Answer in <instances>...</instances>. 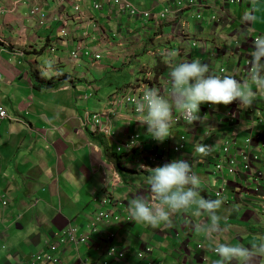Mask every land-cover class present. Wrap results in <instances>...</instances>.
Masks as SVG:
<instances>
[{
	"label": "crops",
	"instance_id": "obj_1",
	"mask_svg": "<svg viewBox=\"0 0 264 264\" xmlns=\"http://www.w3.org/2000/svg\"><path fill=\"white\" fill-rule=\"evenodd\" d=\"M133 2L142 10L156 8L161 11L167 0ZM92 3L93 0H83V10L108 32L114 53L108 58L102 49H109V46H97L95 49L102 54V60L94 62L93 58L86 57L81 64L76 65L70 59V53L92 23L91 18L82 23L72 20L69 26L72 41L66 45L58 40L55 52H45L43 45L52 46V42L58 38L59 24L55 18L60 9L56 0H0V74L3 76L0 82V100L6 107L12 106L17 114L11 116L13 119L0 120V264H47L43 259L45 241L55 243L57 235L64 234L70 226L78 227L81 234L91 231L89 224L98 212L93 199L100 194L105 165L113 156L100 148L97 143L99 136L90 139L88 132L91 133V130L86 126V117L90 112L89 108L92 112L106 109L107 98L114 91L111 88H120V85L114 83H110L108 87L107 78L103 75L111 71H122L118 67L122 65L119 58L131 53L133 58L129 66L143 67V80L151 76L155 69L157 50L170 54L167 50L177 47L178 60L182 59L184 38L178 39L171 31L182 36L184 27L186 30L189 28L184 18L179 19L176 25L167 27L163 35H155V31L149 28L147 38L139 39L122 30V25L127 22L126 16L110 21L111 17L118 15L117 12L109 15L105 11H94ZM259 3L255 25L264 31V1ZM36 8L38 14L35 16L32 11ZM69 15L74 17L73 7L69 10ZM135 23L138 24L137 27L142 25L133 21ZM215 39L220 38L216 36ZM118 42H123L124 47H117ZM163 60L166 59L160 56L159 61ZM231 64L236 65L237 62L231 60ZM32 71L38 72L43 82L38 83V87ZM93 72L100 77L96 79ZM229 75L231 76V67ZM50 79L61 80V83H52V87L47 89L44 84L48 85L46 81ZM8 90L10 95L5 93ZM85 96L88 97L87 100ZM112 109L115 111L111 128L118 140L135 132L142 136L146 148L152 144L159 157H163L165 153L167 163L176 159L188 160L194 174L201 179L200 191L206 199H216L214 194L223 190L224 198L220 209L223 217L222 231L215 239L205 238L196 231V225L206 222V217L195 216L191 212L173 215L171 227L162 225L152 228L132 221L128 212L129 202L141 196L151 199L147 178L151 174V168L158 165L149 160L142 171L127 175L125 184L115 191V195L123 203L119 207L122 216L109 225L96 229L90 235L89 244L61 246L59 253L55 254L61 264H100L99 258L105 257L104 239L112 233L116 235L114 244L121 250L129 252L150 245L153 248L154 264H166L168 259L173 260L171 264H214L218 259L212 250L216 244L247 245L250 238L264 236V160L255 162L249 173L230 174L227 161L218 157L224 139L229 136L235 135L241 151L246 150L245 140L257 128L246 116L248 109L244 110L245 115L240 118L215 115L202 125L196 122L189 134L185 127L173 125V136L163 143L151 138L147 126L137 122L138 116L130 107L118 106ZM185 134L188 137L187 149L175 156L171 146L179 136ZM202 143L212 146L211 154L206 157L195 152V148ZM43 145L55 151V163L44 164L48 158L40 153ZM19 154L20 164L11 161L12 157ZM134 156L137 161L138 157L144 160L147 153H135ZM229 159L241 163L240 153ZM218 162L224 169L213 175L214 164ZM11 170L14 175H11ZM21 193L27 195L31 207L40 209L39 213L30 216L34 219L30 220L33 228L29 234H15L10 250L6 249L9 232L7 225L16 222L11 213L10 197L11 204L18 206ZM38 195L40 197L31 202ZM8 199V209H5L3 200ZM29 213L23 217L18 213V220L24 217L26 219ZM36 219L39 220V226L46 228L44 234L36 228ZM199 245L201 249L198 248ZM27 249L28 254L25 253ZM38 253V256H42L40 260L35 255ZM115 264L124 263L118 261ZM128 264L145 263L138 261L132 254ZM257 264H264V259L258 260Z\"/></svg>",
	"mask_w": 264,
	"mask_h": 264
},
{
	"label": "clouds",
	"instance_id": "obj_2",
	"mask_svg": "<svg viewBox=\"0 0 264 264\" xmlns=\"http://www.w3.org/2000/svg\"><path fill=\"white\" fill-rule=\"evenodd\" d=\"M260 1L264 0H167L166 6L161 11H157L156 8L142 10L135 5L133 0H123L119 3L116 0H93L92 8L94 11H105L109 15L117 12L118 15L111 17L110 21H117L119 18L126 16L127 22L122 25V30L126 34L136 35L139 39L147 38L150 32L149 28L155 31V35H163L166 28L179 23V19L184 18V22L189 25L186 15L197 18L195 27L190 28L189 26L187 30L184 27L182 36L171 31V34L178 37V39L180 37L184 38L181 49L182 59L178 60L179 50L177 47L168 49L167 51L170 54L157 50L155 69L151 76L143 80V67L139 66L142 76L135 83L124 84L123 87L116 88V91L107 98L106 109L100 112L87 113L86 126L91 130V133L88 132L90 139L93 136H99L107 145V151L100 147L104 153L113 156V159L116 154L121 156L120 160H124L123 167L127 171L126 176L134 171H142L149 160L158 165L151 168V174L147 178L151 199L147 200L141 196L133 198L128 204V212L132 221L152 228H158L162 225L171 227L173 215L191 212L192 215H204L206 217V222L196 225V231L205 238L215 239L222 231L223 217L220 215V209L223 204L222 198H224L223 190L214 194L216 199H206L201 195V179L194 174L188 160L176 159L167 163L165 153V157H159L154 145L149 144L146 148L142 140L139 141L141 143L140 147L119 152L117 150L119 144L125 142L131 136L138 137V135L128 133L123 139L118 140L117 134L111 128L112 116L115 111L112 108L118 106L130 107L132 112L138 116L137 122L142 126L146 125L151 138L160 143L173 136L171 132L173 125L185 127L186 133L189 134L192 133L194 129L192 127L195 126L196 122L202 125L215 115L235 119L232 109L235 105H238L240 113L250 109L253 105L261 111L262 96L264 95V92H260L264 91V31L255 25L256 10ZM56 2L60 9L55 18V21L59 24L58 38L52 42V46L43 45L45 52H55L58 40L66 45L72 41L69 30L72 20L82 23L90 21L91 18L83 10V0H56ZM96 3L100 4L99 8H95ZM72 7L75 13L74 17L69 15V10ZM132 7L138 12L136 16L130 14ZM32 14L36 16L38 8L33 10ZM206 16H208L209 23L207 26L204 25ZM133 20L140 22L141 27L133 28ZM226 29L228 32H224ZM216 36L220 39L216 40ZM102 45L109 46V49L102 50L106 57L111 58L114 53L111 49L113 47L112 40H110L108 32L102 25L92 19V23L83 33L82 39L71 51L70 59L76 65L81 64L86 57L93 58L94 62L100 61L103 56L95 48ZM116 46L123 48L124 43L118 42ZM158 55L166 60L159 61L160 56ZM199 55L203 57L197 58ZM206 57L208 58L206 59ZM132 58V53L120 57L119 61L122 63L120 69L123 70L128 67L129 63L132 62ZM231 60H235L237 64L232 65ZM230 67L231 76L229 75ZM39 78L40 81L36 82L43 84L40 75ZM48 81H51V84L61 83V80L56 81L55 79L46 82ZM44 87L48 89L47 83L44 84ZM141 93L142 96H140ZM87 99L88 97L85 96V100ZM128 99L135 100L132 102ZM0 102L6 108L1 100ZM252 111V108L247 110L246 116L252 125L256 124L257 121V128L245 140L246 150L241 151L237 144V137L234 135L224 139L221 153L218 154L220 159L223 158L227 161V169L230 174L234 172L249 173L252 171L255 162L264 160V143L255 140L257 134H260L264 139V126L258 124L259 120L257 118L259 117ZM252 113L255 116V121L254 118L250 119L248 117V114ZM7 119H13V117L9 114ZM97 120H100L101 124H97ZM181 138H184V148L180 152H176L175 149ZM248 140H252V142H248ZM187 141L186 134L179 136L177 142L171 146L172 153L175 156L182 154L187 149ZM97 143L100 146L99 141ZM130 151L133 154L127 157L126 154ZM142 152L147 153L146 158L141 160L138 157L137 161L134 156L135 153L138 155ZM195 152L201 157H206L211 154L212 146L202 143L195 148ZM238 153H240L241 163H238L235 159H229V157H235ZM116 162L117 160L114 159V161L111 160L105 165L106 172H104L101 179L102 194L100 197L93 199V202L98 206V212L89 224V228L102 212L112 213L110 223L116 220V217L119 219L122 216L119 207L123 203L120 200H115L108 192L109 188L116 190L125 184ZM219 162L214 164L213 175H216L218 171L222 172L224 169V166ZM112 164L115 166L114 171L121 180V183L116 186L112 185L114 176V171L111 168ZM230 169H233V171H230ZM105 200H110L111 203L101 205L100 202ZM4 202L9 204V201L3 200V206L7 209L8 205L5 206ZM114 206H117L118 209L114 210ZM110 223L98 224L97 229ZM70 227L76 228L77 232L80 231L76 226ZM94 232L90 231L82 235H88L89 240L90 235ZM115 238L116 235L112 233L104 239L106 250H104L105 257L103 259L121 261L122 259L125 260L127 255L134 254L138 261L148 264L149 262L145 260V257L140 259L138 255L142 248L150 247L152 253L149 260L151 264H154L153 248L150 245L128 252L121 250L113 243ZM87 244H89L88 241ZM112 247H116L118 251H123L125 253L124 257L110 258L108 249ZM198 248L201 249L202 247L199 245ZM212 250L218 257L214 264H257L258 260L264 259V236L250 238L247 245L243 243H218ZM205 259L207 260V258Z\"/></svg>",
	"mask_w": 264,
	"mask_h": 264
},
{
	"label": "rangeland",
	"instance_id": "obj_3",
	"mask_svg": "<svg viewBox=\"0 0 264 264\" xmlns=\"http://www.w3.org/2000/svg\"><path fill=\"white\" fill-rule=\"evenodd\" d=\"M259 5H260V3H259ZM261 6V5H260ZM220 8V7H219ZM218 8V9H219ZM186 19H187V21H188V23H189V26H190V28H194L195 27V23H196V21H197V18L195 17V16H189V15H186ZM134 22H136L135 20H133ZM133 21H132V25H133V28H136L137 26H138V24L137 23H135V24H133ZM205 26H207V24H209L208 23V16H206L205 17ZM224 32H228V30L226 29ZM168 35H171V34H168ZM121 64L118 66V67H120L121 68ZM139 66L140 65H138V66H135L134 68H131L130 66H128V67H125L122 71H119L118 73H114L113 71H111V72H107V73H105L104 75H103V77L104 78H107V82L109 83L107 86L108 87H110V83H114V85H120V86H122V85H124V84H133V83H135L136 82V80L140 77V76H142L141 75V73H140V71H139ZM89 68V67H88ZM90 69V68H89ZM87 71V70H86ZM94 73V72H93ZM94 75H95V77H96V79H98L99 77H100V75H96L95 73H94ZM111 89H113L114 91L113 92H115L116 91V88L114 87V88H111ZM17 92V91H16ZM6 93V95H10V91L8 90V91H6L5 92ZM254 104V103H253ZM252 108V107H251ZM250 108V109H251ZM6 109H7V111H8V113L10 114V116H15V115H17L16 113H15V111H14V109H13V107L12 106H7L6 107ZM250 109H248V110H250ZM260 109H262L261 111L260 110H257V109H255L254 111H252L256 116H258L259 118H261V119H264V108L261 106L260 107ZM88 111H90V112H92V110H91V108H89L88 109ZM245 115V111H243L242 113H240V114H238V115H236V118H240L241 116H244ZM1 120V119H0ZM256 124H257V121H256ZM126 132H128V130H126ZM40 153H41V155H44V156H46L47 158H48V161H45L44 162V164H46V165H50V164H52V163H55V159H56V154H55V151L52 149V148H48L46 145H43V146H41V150H40ZM111 154V153H110ZM22 155V154H21ZM34 156H35V154H34ZM111 160H113L114 161V159L112 158ZM11 161H15V163L17 164H20V161H21V156H20V154L18 155V156H14V157H12L11 158ZM16 164H13V165H16ZM14 171H16V168H14ZM213 171V170H212ZM10 173H11V175H14V173H13V170H11L10 171ZM11 175L9 176V177H11ZM13 177V176H12ZM30 177V176H29ZM122 188V186H120L119 188H117L116 190H118V189H121ZM116 190H113V189H111V188H109V190H108V192H109V194H111V196H113V198L115 199V200H119L118 199V195L116 196L115 195V191ZM1 191V190H0ZM20 195H21V201H20V203H19V205L18 206H13L12 204H11V201H12V197H10L11 198V200H10V206H11V208H12V210H11V213L13 214V217H15L14 218V221H16V222H14L12 225H10V224H8L7 225V228L9 229V232H8V234H7V243H8V245H7V247H6V249H9L10 248V250H11V247H10V245H12L14 242V237H15V234H19V233H26V234H29V232L31 231V229L33 228V226H31V222H30V220H33L34 218H32V217H30V216H32V215H36L37 214V212H38V209H40L39 207L37 208L36 206H33V207H31V203H30V200H28V197H27V195L25 194V193H21V194H19V197H20ZM40 197V195H38V196H36L35 198H33L32 200H31V202H35L36 201V199L37 198H39ZM8 201H9V199H8ZM8 209V208H7ZM118 209V207L117 206H114V210H117ZM28 212H30L29 213V215H28V217L25 219V217L23 218V219H21V220H18V213H20L21 215H22V217L23 216H26V214L28 213ZM39 213V212H38ZM125 219H127V217L125 216ZM18 220V221H17ZM19 224H21V225H23L24 226V228L23 229H21V230H19L18 229V225ZM35 225H36V228H38L39 230H40V232L42 233V234H44L45 232H46V228L44 227V226H39V220H37L36 219V223H35ZM11 228H12V230H11ZM115 241V240H114ZM114 241H113V243H114ZM82 242H79V244H81ZM5 249V250H6ZM28 249L25 251V253H27L28 254ZM40 253H38V254H35V255H39ZM92 262V261H91ZM34 262H31V264H33ZM40 263H42V262H39V264ZM88 263V262H87ZM93 263V262H92ZM171 263H173V260L172 259H168L167 260V262H166V264H171ZM27 264H29V263H27ZM100 264H102V261L100 262Z\"/></svg>",
	"mask_w": 264,
	"mask_h": 264
},
{
	"label": "built area",
	"instance_id": "obj_4",
	"mask_svg": "<svg viewBox=\"0 0 264 264\" xmlns=\"http://www.w3.org/2000/svg\"><path fill=\"white\" fill-rule=\"evenodd\" d=\"M63 1V0H62ZM123 0H116L117 3L121 2ZM100 4L96 3L95 4V8H99ZM76 9H78L76 7ZM137 11L132 7L130 14L131 16H136L137 15ZM144 16H146V14H144ZM3 77L2 75H0V82L2 81ZM140 96H142V93L140 94ZM129 101H134L135 99H128ZM262 107L264 108V95L262 96ZM233 112H234V118L236 117V115L240 114V109L238 108V105H235L233 108ZM255 105L252 106V110L254 111ZM136 112V111H135ZM137 113V112H136ZM138 114V113H137ZM9 117V114L6 110V108L3 106V104L0 102V119H7ZM248 117L250 119L254 118L255 121V116L254 114H248ZM236 119V118H235ZM258 124L261 126H264V119L261 118H257ZM97 124H101L100 120L96 121ZM260 128V127H258ZM138 137L137 136H131L129 137L125 142H122L121 144H119L118 146V151H122V150H131L132 148L135 147H140L141 143L139 141H137ZM262 139V140H261ZM255 140L257 142H263L264 143V139L260 134H257L255 136ZM248 142H252V140H248ZM185 142H184V138H181L178 146L176 147L175 151L176 152H180L183 148H184ZM131 162V161H130ZM233 163V162H232ZM112 170H115V166L112 164L111 165ZM230 171H233V169H230ZM121 183V180L119 178V176L117 175V173L114 171V176L112 179V185L116 186L118 184ZM101 205H106L111 203L110 200H105L100 202ZM4 205L7 206V202H4ZM112 218V213L111 212H102L100 213V215L98 216V218H96V221L94 223H92L90 225V229L92 232L96 231L98 224H108L110 223V220ZM116 220L118 219L117 217L115 218ZM88 235H79L76 231V228L74 227H70L64 234L61 235H57V241L54 243L52 241H45V250H44V255H43V259L46 261L47 264H61V261L55 257V254L58 253L59 249L61 246H66V245H70V244H74L79 246V242H82V244H87L88 241ZM142 251L139 253L138 257L140 259H144L147 262H149L151 264L150 256L152 253V249L150 247H145L141 249ZM125 255V253L123 251H118L116 247H112L111 249H108V256L110 258H123ZM42 259V256H38V260ZM148 263V264H149ZM33 264H36V262H34Z\"/></svg>",
	"mask_w": 264,
	"mask_h": 264
},
{
	"label": "trees",
	"instance_id": "obj_5",
	"mask_svg": "<svg viewBox=\"0 0 264 264\" xmlns=\"http://www.w3.org/2000/svg\"><path fill=\"white\" fill-rule=\"evenodd\" d=\"M32 76H33V78H34V80H35V85L38 87V82H36V81H40V78H39L38 72H36V71H32ZM50 82H51V81H48V87H49V88L52 87V86H50V85H52ZM133 134L138 135V138L136 139L137 141H140V140L143 141V138H142L141 135H139V134H137V133H135V132H134ZM98 139H99L100 147H101L104 151H107V145L105 144V142L102 141L100 138H98ZM132 154H133V153H131V151H130V152H128V154H126V155H127V157H129V155L132 156ZM120 157H121V156H118V155L116 154V155L114 156V159H115V161L117 160L116 165H117V168H118V171H119L120 175L122 176L123 179H125V178H126L127 171H126L125 168L123 167L124 160H120ZM101 194H102V190L100 191V194L97 195V197H100ZM77 233H78L79 235H81L82 232H81V231H78ZM80 245H82V243H81ZM58 253H59V252H58ZM129 257H130V256L127 255V257L125 258V260L122 259L121 262H123L124 264H128ZM99 260L102 261V264H113V263L115 264L116 262H118V261H107V260L103 259L102 257L99 258Z\"/></svg>",
	"mask_w": 264,
	"mask_h": 264
},
{
	"label": "water",
	"instance_id": "obj_6",
	"mask_svg": "<svg viewBox=\"0 0 264 264\" xmlns=\"http://www.w3.org/2000/svg\"><path fill=\"white\" fill-rule=\"evenodd\" d=\"M18 229H19V230L23 229V225H21V224L18 225Z\"/></svg>",
	"mask_w": 264,
	"mask_h": 264
}]
</instances>
